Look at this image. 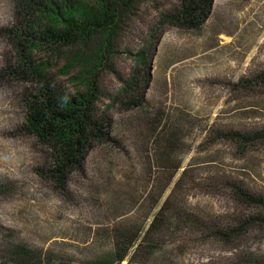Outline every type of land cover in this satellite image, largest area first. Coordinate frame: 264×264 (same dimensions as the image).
Listing matches in <instances>:
<instances>
[{
    "label": "rangeland",
    "instance_id": "obj_1",
    "mask_svg": "<svg viewBox=\"0 0 264 264\" xmlns=\"http://www.w3.org/2000/svg\"><path fill=\"white\" fill-rule=\"evenodd\" d=\"M178 8V0H135L123 12L94 69L114 141L94 145L65 193L38 174L44 149L22 129L31 79L2 73L18 55L1 31L21 19L16 0H0V264H126L112 258L115 230L126 228L143 237L133 264H264V88L256 85L264 0H214L197 30L167 18ZM101 37L42 47L32 58L74 94L86 88L78 76ZM139 52L151 74L138 102L127 85L142 67ZM170 121L179 128L181 165L171 173L150 164L154 131ZM229 131L248 140L223 138ZM231 182L263 201L239 203ZM163 205L161 227L145 235ZM239 225L248 226L229 242L213 236L215 227Z\"/></svg>",
    "mask_w": 264,
    "mask_h": 264
},
{
    "label": "trees",
    "instance_id": "obj_2",
    "mask_svg": "<svg viewBox=\"0 0 264 264\" xmlns=\"http://www.w3.org/2000/svg\"><path fill=\"white\" fill-rule=\"evenodd\" d=\"M178 1V10L167 18L186 30L200 29L209 19L214 4V0ZM134 2L135 0H16V10L21 19L19 27L1 31L3 36L13 39L18 55L16 62L5 66L3 75L31 79V88L23 99L22 129L44 149V161L37 166L36 171L59 192L66 193L70 178L84 172L87 157L94 145L114 141L111 121L97 106L99 92L94 81V69L104 60L109 40L123 12L129 10ZM93 32H100L102 37L95 46L93 59L84 64L79 73L78 79L86 85L80 92L73 94L56 87L46 76L43 66L33 61L32 52L35 50L42 47H72L80 41L87 42ZM147 57L145 52H139L137 59L142 67L135 70L127 85L132 100L137 98L138 102L139 98L145 97L151 74L150 60ZM256 83L264 88V73L257 76ZM222 137L248 140L237 131L223 133ZM179 138V128L171 121L154 131L152 144L155 146L153 149L156 157L152 159L151 167L155 162L158 167L170 173L181 168L180 163L174 160L179 148ZM228 189L235 200L243 205L263 201L234 182L229 184ZM164 212L163 205L145 235L161 227ZM253 220L250 218L249 224ZM239 226L241 227L238 229L230 226L215 227L213 236L229 242L248 225ZM142 239L141 230L137 228L115 230L112 252L114 261L133 264L134 256L144 246Z\"/></svg>",
    "mask_w": 264,
    "mask_h": 264
}]
</instances>
